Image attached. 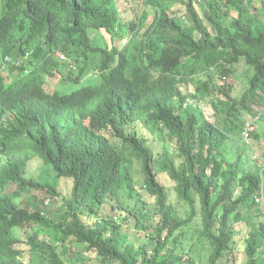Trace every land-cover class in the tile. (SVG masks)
Here are the masks:
<instances>
[{"label":"trees","instance_id":"16d2710c","mask_svg":"<svg viewBox=\"0 0 264 264\" xmlns=\"http://www.w3.org/2000/svg\"><path fill=\"white\" fill-rule=\"evenodd\" d=\"M175 1L0 0V153L6 158L0 168V264H34L24 254L35 249L41 260L49 256L48 264H202L189 255L197 243L186 248L183 233L176 234L196 216V206L198 244H208L203 264H218L233 251L236 223L247 229L243 264H264V144L255 145L256 128L249 140L242 137L248 124L236 115L245 110L254 117L251 106L264 104L263 10L250 4L254 0H207L200 18L192 0L182 9ZM179 13L189 25L177 20ZM243 64L255 73L236 100L230 83L216 81ZM55 77L65 90L56 88ZM183 85H193L192 95L180 91ZM205 96H213L210 119L188 108L189 99L198 106ZM13 121L24 131L18 133ZM140 121L151 122L175 147L174 155L164 149L160 168L186 206L185 217L168 202L152 145L132 130ZM248 144L259 151L256 168L243 164ZM34 156L55 178L73 182L54 221L39 206L13 201L32 188L59 194L55 184L21 177ZM135 161L153 207L134 187ZM9 180L21 190L4 196ZM109 199L124 219L132 216L137 227L150 230V250L145 241L129 242L117 217L98 218ZM83 211L93 223L82 219ZM38 224H53L55 236L39 229L24 231V240L13 234V228ZM73 240L95 256L62 259L65 251L56 243L66 250ZM22 243L29 250L18 247Z\"/></svg>","mask_w":264,"mask_h":264},{"label":"rangeland","instance_id":"374dc122","mask_svg":"<svg viewBox=\"0 0 264 264\" xmlns=\"http://www.w3.org/2000/svg\"><path fill=\"white\" fill-rule=\"evenodd\" d=\"M187 1L188 0H177V1H175V4L179 9H182L184 7V4ZM192 4H193V8L195 9V11L199 14V17L201 18L202 14L206 10L207 0H192ZM250 4H254V5L256 4L260 9H262L263 10L262 14L264 17V0H254ZM177 15L179 16V17H177V20L180 19V20L186 22L187 23L186 25L190 24L187 15L185 16L182 13H179ZM231 16L235 17L236 12L233 11ZM204 23L209 28V25L205 20H204ZM210 30L213 31L212 29H210ZM101 36H103V40L106 43L107 42L110 43L108 35H106L104 32H102ZM93 37H95V35H93ZM125 38L126 37L123 36L122 41H126ZM100 44H101V40H100ZM254 73H255V70L252 66H249L247 64H243V65H241V68L237 69V71L233 75H231V77H229L226 80L217 79L216 82L224 83L226 81L227 83H230L233 86L230 95L234 99L240 100V98L243 96L244 92L247 89H249V81L254 76ZM93 78H96V77L93 76ZM51 81H53V83H56V88L58 90H65V88H64L65 86L61 84L60 78L55 77ZM83 83L86 84L87 82L85 81ZM179 89H180V91H182V93L184 95L185 94L186 95H192L191 93L193 91V85H183ZM212 98H213V96L212 97L211 96L210 97L205 96L204 99L200 100L198 106H195L196 103L193 102L191 99H189L187 101V103H189L188 108L192 112L197 111V113H199L200 117L205 116V117L209 118L213 114L212 111H210V105H209L210 104L209 102ZM199 107H202L201 110ZM250 109L252 111H254L253 112L254 117L249 115V111H245V110H243V111L240 110V113L239 114L236 113V115L240 119L244 118L246 120V123H249V125H252L250 123L254 124V128L258 129V135H259V140H256L258 143H255V145L256 144H262L263 145L264 144V118H263L264 104H262V103L261 104H253V106H251ZM223 116H225V114L220 115L218 117V120L220 123L222 121ZM132 130L134 132H136L138 135L145 137L149 141V143L152 145L153 154H154L155 158L157 159L154 167H155V170L157 171V176L159 178V181L166 187V190L168 192V202L176 208L178 215L180 217L187 216L186 206L183 203H181L180 201H178L176 192H175L174 187H173V183H171L170 179L167 177V174L162 172L161 168H160V164L163 161L162 153H163L164 149L167 148L168 152L170 154L174 155L175 147L173 145L169 146L166 142V139H164V136L160 133L159 129L156 128L149 121L137 122L134 125V128L132 127ZM242 137L244 138L245 135L243 134ZM111 141L113 143H115V140L112 138H111ZM251 142L253 143V140H251ZM129 154H131V152L129 150H125V155H129ZM132 159H134V158H132ZM261 163L262 162L260 160L259 151L255 150V146L252 147V146H250V144H248V149L245 152V157L243 160L244 166L246 168H256L257 166L261 165ZM132 174H133V178H134V187L139 192H141L143 195V198L147 202L150 203L149 207H153V199L144 195V190H142L140 188L142 185L143 176L140 172V163L137 161L134 162ZM28 176H29V178L33 179L34 181H37L40 183L42 182V183H48V184H55L56 190L58 191L59 194L54 196V195H51V193H49L46 189L44 190L42 188H33L29 192H24L19 197L20 206L33 208L34 205L38 204L41 207V209L45 211V214L51 220V218L55 214L57 208L62 205V203L64 201L63 199H67L68 197H70L71 190H72V184H73L72 179H65V178H58L57 179V178H55L50 167L47 166L46 164H44L43 162H41L38 158H33V160L30 161V163L28 165ZM16 188H17V184L10 183L6 187L5 193L11 194V193H13V191ZM135 193L136 192L133 191V194H135ZM29 197H30V199H27ZM12 199H13V197H12ZM17 200H18V197L16 199H13V201H17ZM127 200H129V199H127ZM114 203H115L114 200L109 199L108 203L103 205V207H102L103 209L100 212V216L98 218L102 219V217H103V218L107 219L106 216H112L113 218L117 217L116 221L118 223L123 224L122 228H121V232L128 236V241L132 242L134 244H137V245L139 243H142L145 241V242H147L148 249L150 250L153 246L152 241L150 239H148L149 238L148 235H149L150 230H145V229H142L141 227H137V225L135 224V219L132 218V216L124 219L120 212L112 209V204H114ZM260 203H261V209L264 211V198H262L260 200ZM131 205H132V200H131ZM196 209L198 211L196 216L185 226V228H182V230H179L176 234L178 237L181 232L183 233V235H182V237H180V239L182 241L181 244L185 245L186 248H188V246L190 245L191 240L193 241V243H195V242L197 243V244L195 243L196 245L193 248L192 253H190L189 255L193 258L194 263H202L203 264V262L205 261V259H203V257H205L208 253V244L206 241H203L201 244H198V242L200 240H199V238H197L198 237L197 231L202 230V223H201V215H200L199 206H196ZM80 214H81L82 219L87 224H91L95 220L89 216H86V212H84V211L81 212ZM149 216H152L151 211L149 212ZM53 221H54V219H53ZM52 225L53 224H50L49 226H43V225H39V224L34 225V226L27 225L24 227V230L20 229V228H15L13 231V234L15 237L24 240L25 239L24 231L27 232V230L33 231V230L39 229V231L44 232L48 237L53 238L55 235H54ZM234 229L235 230L238 229L236 231L235 237H234L235 248L233 249V251L230 254H228V256H226L218 264H243V262H245V260H246L245 236H246L247 229L245 228V226L237 225V223L234 226ZM58 242L56 243V245H57V247H59V246L61 247L60 251H65V253L61 255L62 259L81 261L82 260L81 253H83L84 255H86L88 257H89V255L91 257L95 256V254L92 252H84V245L81 243L74 242V240L71 241V243L65 242L64 246H65L66 250H63L62 243L60 242L58 244ZM16 246H17V243L15 244V247ZM168 246H171V247L173 246L172 241H169ZM18 247L23 248L25 251L29 250V248H28L29 246H27L25 243L18 245ZM201 248L203 250H201ZM40 251H41L40 249L39 250L35 249V250L31 251L32 253L26 252L24 254V260L27 261L29 259H32V263H34V264H48V262L50 260L49 256H46V257H44L45 258L44 260H41ZM198 255H200V258L198 257ZM187 256L188 255H185L183 259H187Z\"/></svg>","mask_w":264,"mask_h":264},{"label":"clouds","instance_id":"9594fccd","mask_svg":"<svg viewBox=\"0 0 264 264\" xmlns=\"http://www.w3.org/2000/svg\"><path fill=\"white\" fill-rule=\"evenodd\" d=\"M179 21H182V20H179ZM184 22V21H183ZM56 54V56L57 57H59V58H64V55L63 54H61L60 52H57V53H55ZM16 74H17V70H14V72H13V75L14 76H16ZM33 111H35V108L33 107L32 108V112ZM13 123H14V125H15V127H13V128H15V129H17V132L18 133H20V132H22V131H24L23 130V127L21 126V124H19V123H17V122H14L13 121ZM30 123H31V121H30ZM37 123V122H36ZM248 124V126L246 127V129H245V131H244V135H245V132H248V136L247 137H244V139H246V140H249V138H250V133H251V131H253L254 130V124L253 123H250V124H252V125H249V123H247ZM251 127V130H249V128ZM10 129H12V128H6L5 130H10ZM4 134L5 133H3V132H1L0 131V140L2 139V138H4ZM248 143V142H247ZM33 158H38L41 162H43L44 163V161L40 158V157H37V156H34ZM33 158L31 159V160H33ZM30 160V161H31ZM30 161L27 163V167H26V172H25V174H22L21 175V177H24L27 181L28 180H33V179H31V178H29V176H28V165H29V163H30ZM6 162V158L0 153V168L1 167H3ZM45 164V163H44ZM10 183H15V184H17V188L13 191V193L16 191V190H19V188H20V186H19V182H17V180H9L7 183H6V187L8 186V184H10ZM6 187H5V190H6ZM33 189V188H32ZM5 190L3 191V195L4 196H12V194L13 193H11V194H6L5 193ZM21 190V189H20ZM19 190V191H20ZM25 191H22L17 197H18V201H19V197L24 193ZM28 199V198H27ZM20 205V204H19ZM36 206H39L38 204H36ZM22 207V206H21ZM24 207V206H23ZM40 207V206H39ZM26 208H29V207H26ZM41 208V207H40ZM30 209V208H29ZM33 209H34V207H33ZM42 210V209H41ZM14 229L15 228H13V231H14Z\"/></svg>","mask_w":264,"mask_h":264},{"label":"built area","instance_id":"2783aa9c","mask_svg":"<svg viewBox=\"0 0 264 264\" xmlns=\"http://www.w3.org/2000/svg\"><path fill=\"white\" fill-rule=\"evenodd\" d=\"M249 130H251V127L249 128ZM248 136V132H245V137H247Z\"/></svg>","mask_w":264,"mask_h":264}]
</instances>
